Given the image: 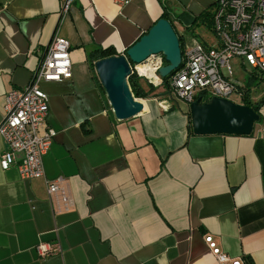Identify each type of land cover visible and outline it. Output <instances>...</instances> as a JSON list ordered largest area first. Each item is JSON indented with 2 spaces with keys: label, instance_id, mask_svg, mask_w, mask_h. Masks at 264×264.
I'll return each mask as SVG.
<instances>
[{
  "label": "crops",
  "instance_id": "obj_1",
  "mask_svg": "<svg viewBox=\"0 0 264 264\" xmlns=\"http://www.w3.org/2000/svg\"><path fill=\"white\" fill-rule=\"evenodd\" d=\"M214 0H171L187 18ZM0 0V123L6 93L27 86L54 34L70 43L73 76L42 84L45 128L57 134L45 175L22 179L0 166V264H221L206 236L243 264H264V89L253 80L260 120L250 135L191 133L189 105L139 97L137 116L118 120L89 52L122 54L163 13L159 0ZM244 81V80H243ZM146 91V83L140 80ZM254 89V90H253ZM0 135V156L5 149ZM67 178L75 205L57 212L47 180ZM62 252L40 258V242Z\"/></svg>",
  "mask_w": 264,
  "mask_h": 264
},
{
  "label": "built area",
  "instance_id": "obj_2",
  "mask_svg": "<svg viewBox=\"0 0 264 264\" xmlns=\"http://www.w3.org/2000/svg\"><path fill=\"white\" fill-rule=\"evenodd\" d=\"M74 1L62 0V16L70 14ZM129 1L114 0L121 8ZM214 1L213 24L209 29L211 40L208 43L199 40L190 28L174 20L179 37L184 39L183 55L181 65L167 79L160 73L166 65L163 53H154L141 63H131V74L137 75L149 89H153L152 95L161 96L165 109L170 108V100L184 101L190 106L199 94L203 102L214 96L230 100L234 94L243 97L245 80L235 77L233 59L241 60L243 68L247 65L252 68L249 79L264 77V0ZM72 76L70 43L57 32L41 55L30 83L6 93L0 123V135L6 144L0 156L2 169L15 166L25 180L45 175L44 156L57 132L53 128H45L49 95L42 84ZM47 185L57 212L73 209L75 202L66 177L59 175L49 179ZM206 241L221 264H243L240 258L223 251L212 235L206 236ZM36 249L42 259L62 252L58 240L40 242Z\"/></svg>",
  "mask_w": 264,
  "mask_h": 264
},
{
  "label": "water",
  "instance_id": "obj_3",
  "mask_svg": "<svg viewBox=\"0 0 264 264\" xmlns=\"http://www.w3.org/2000/svg\"><path fill=\"white\" fill-rule=\"evenodd\" d=\"M154 53L165 56L166 65L160 69L163 77L182 63L180 37L167 18L157 20L126 52L96 60V73L118 120L130 119L144 110V103L134 96L129 83L131 63H141ZM189 108L193 132L198 135H250L260 120L252 106L217 96L204 102L199 97Z\"/></svg>",
  "mask_w": 264,
  "mask_h": 264
},
{
  "label": "trees",
  "instance_id": "obj_4",
  "mask_svg": "<svg viewBox=\"0 0 264 264\" xmlns=\"http://www.w3.org/2000/svg\"><path fill=\"white\" fill-rule=\"evenodd\" d=\"M159 1L162 5V8H163V13H162L161 18L169 19L172 22V24L174 25V27L176 28L174 20L172 19V16L170 14L171 0H159ZM213 10H214V7L207 9L204 12H202L200 15L194 16L191 18H187L185 13H181L178 15V18H179L178 21H180L185 27H188V28H191V26H194V25L203 24V25L207 26L209 29H211L212 24H213V20H212ZM182 40L183 39L180 37L181 47H182V51H183V44H182L183 41ZM112 55H117L116 50L113 47H107V48L96 47V48L92 49L89 52V60L91 62V65H92L94 71H95L96 60L104 58V57H109ZM167 78L168 77H166V79ZM129 83H130V86H131V89H132L134 96L137 98H139V97L144 98V97H147L150 93L151 94L153 93V89H151V88L148 91H146L144 89V87L142 86L137 75L131 74L129 77ZM100 87L105 92V90L101 84H100ZM251 88H252V84L248 81V83L246 84V91L243 95L242 103L252 106L257 112H259V103H255L251 99ZM200 96H201V94H199L197 96V98H199ZM205 100H207V98H205ZM189 129H190L191 133H194L193 128H192V124H191L190 111H189Z\"/></svg>",
  "mask_w": 264,
  "mask_h": 264
},
{
  "label": "rangeland",
  "instance_id": "obj_5",
  "mask_svg": "<svg viewBox=\"0 0 264 264\" xmlns=\"http://www.w3.org/2000/svg\"><path fill=\"white\" fill-rule=\"evenodd\" d=\"M190 30L192 33L201 41H204L206 43L210 42L211 40V32L207 26L203 24H198L191 26ZM183 39V38H182ZM183 41V46H184V39ZM241 60L239 59H233L232 60V65H233V70L235 73V77L239 78L240 80H245L247 78L249 80V72H251L252 68L247 65L245 68H243L241 65ZM264 77L259 76V78L253 79V87L257 91H261L264 89ZM253 89V90H254ZM233 100L237 103H242L243 97L240 94H234L233 95Z\"/></svg>",
  "mask_w": 264,
  "mask_h": 264
}]
</instances>
